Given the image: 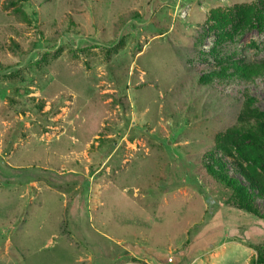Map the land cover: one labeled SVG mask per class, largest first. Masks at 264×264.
<instances>
[{"label":"rangeland","instance_id":"374dc122","mask_svg":"<svg viewBox=\"0 0 264 264\" xmlns=\"http://www.w3.org/2000/svg\"><path fill=\"white\" fill-rule=\"evenodd\" d=\"M258 10L264 0H0V264H257L264 220L203 163L264 186V147L233 130L256 122L245 101L264 110V75L199 76L264 61ZM229 13L234 27H212Z\"/></svg>","mask_w":264,"mask_h":264},{"label":"trees","instance_id":"16d2710c","mask_svg":"<svg viewBox=\"0 0 264 264\" xmlns=\"http://www.w3.org/2000/svg\"><path fill=\"white\" fill-rule=\"evenodd\" d=\"M237 12V11H236ZM234 11L233 13L236 14ZM233 13L221 14L220 16H213L216 21L212 27L214 28H224L226 25H233L236 21V15ZM215 14V13H214ZM239 15V14H237ZM235 16V18H234ZM240 17V16H239ZM258 24L264 23L263 12L257 11L255 15ZM73 32L78 33V30L74 29V26L69 27ZM229 31V30H228ZM232 35V33H230ZM229 35V34H228ZM230 36V35H229ZM219 40H215V44L209 50V53L216 57L218 55L217 44ZM264 75V61L261 62H245L243 60H227L225 63L219 64L217 67L210 69V71H202L199 76V82L203 85L209 86L215 79L219 80H237V81H247L253 76ZM244 113L246 116L251 117L250 119H256L255 123H251L248 120L240 119L238 125L234 127L235 133L240 135L242 142H247L251 147L257 148L256 146L264 147V110L251 109L247 101L244 102ZM240 155L244 159H251L253 161L260 160L259 158H252L250 154H247L244 150L238 149ZM217 162L223 164V158L217 157ZM256 163V162H254ZM244 179L246 184L238 176H231L228 174L225 168L214 169L212 165L208 162L203 163L205 174L210 176L217 183L221 184L225 191L230 195V200L234 205L258 219L264 220V214L259 210L253 199L254 190H258L260 193H264V186L259 184L257 181V174L253 172H248L245 169H241L238 166L232 165ZM262 166V164L260 165ZM264 251V248H263ZM261 257V258H260ZM257 264H264V253L260 254Z\"/></svg>","mask_w":264,"mask_h":264}]
</instances>
